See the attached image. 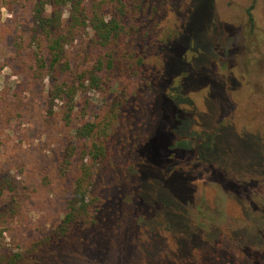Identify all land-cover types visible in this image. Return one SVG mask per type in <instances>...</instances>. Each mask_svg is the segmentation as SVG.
Returning a JSON list of instances; mask_svg holds the SVG:
<instances>
[{"label": "rangeland", "instance_id": "1", "mask_svg": "<svg viewBox=\"0 0 264 264\" xmlns=\"http://www.w3.org/2000/svg\"><path fill=\"white\" fill-rule=\"evenodd\" d=\"M36 1L0 0V251L16 264H264V0H140L106 47L75 29L59 80L102 67V82H85L70 120L35 62ZM87 123L94 135L77 139ZM97 140L96 223L57 238Z\"/></svg>", "mask_w": 264, "mask_h": 264}, {"label": "trees", "instance_id": "2", "mask_svg": "<svg viewBox=\"0 0 264 264\" xmlns=\"http://www.w3.org/2000/svg\"><path fill=\"white\" fill-rule=\"evenodd\" d=\"M138 1L140 0H37L34 4L31 38L37 49L34 52L35 62L39 69L46 70L51 81L48 90L49 100L62 101L66 120H70L75 96L85 87V82L91 83L96 88H99L102 82L101 75L96 72L102 67L73 74L72 71L70 80H59V75L69 70L68 62L63 61L64 50L72 39L75 29H91L93 39L106 47L120 37L123 30L120 20L137 6ZM109 4L118 18L114 15L106 16L105 7ZM190 37L192 38V35ZM191 43L195 54L198 48L192 39ZM99 64L101 66L102 62L99 61ZM107 66L111 68V59L108 60ZM180 82L181 79L178 80V83ZM181 102L179 100V103ZM94 127V123L79 127L76 130L77 139L87 141L92 138L95 133ZM66 151L62 163L65 167L70 164L69 157L72 156L70 149ZM82 155H85L82 159L86 158L85 162L77 168L71 194L66 203V211L54 230L57 238L68 235L76 226L84 229L96 223V214L102 200L97 195H93L91 189L97 172L95 163H100L105 157L104 141L97 140L91 144H84ZM9 184L8 177L0 179V192L10 186ZM21 257L22 254L18 251L5 253L0 251V264H16Z\"/></svg>", "mask_w": 264, "mask_h": 264}]
</instances>
